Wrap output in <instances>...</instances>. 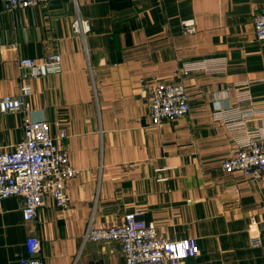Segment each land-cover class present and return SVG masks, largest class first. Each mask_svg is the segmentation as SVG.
<instances>
[{"label":"crops","instance_id":"0c3cea01","mask_svg":"<svg viewBox=\"0 0 264 264\" xmlns=\"http://www.w3.org/2000/svg\"><path fill=\"white\" fill-rule=\"evenodd\" d=\"M264 0H48L6 10L0 0V98L20 95L47 120L79 172L69 205L53 198L32 220L9 196L0 212V264H20L38 236L43 264H126L118 240L83 241L87 228L115 225L128 211L166 239L193 237L185 264H264V179L223 170L238 144L216 110L256 108L248 125L264 137V40L254 19ZM87 21L83 37L73 30ZM194 20L195 31L183 22ZM62 59L28 75L21 58ZM186 65L197 68L184 72ZM180 81L184 116L153 125L143 83ZM249 91L252 105L242 101ZM253 108V110H254ZM23 112L0 111V146L19 143ZM259 236L254 243L252 236Z\"/></svg>","mask_w":264,"mask_h":264},{"label":"built area","instance_id":"2783aa9c","mask_svg":"<svg viewBox=\"0 0 264 264\" xmlns=\"http://www.w3.org/2000/svg\"><path fill=\"white\" fill-rule=\"evenodd\" d=\"M47 1L2 0L9 11ZM183 25L185 32L195 31L194 20H185ZM254 29L256 37L264 40V6L255 16ZM73 30L85 37L89 25L86 20L78 18L73 22ZM61 59L60 54L52 53L40 60L21 58L20 64L28 70V75L37 77L56 72ZM195 68V65H186L184 72ZM143 92L153 125L184 116L190 111L189 94L180 81L144 82ZM25 94L26 90L20 95H4L0 98V111H22L24 126V135L19 143L0 146V212L4 198L19 196L23 200V218L32 220L47 197L53 198L60 208L69 205L67 181L79 171L70 163L68 151L59 145V141L68 137L67 129L61 127L53 134L49 121L33 119L28 113ZM240 97L252 105L249 91H242ZM253 108L251 106L246 112L220 109L214 112V117L229 126L238 144L237 152L223 162V170L240 172L261 180L264 179V137L254 125L247 124L256 111ZM139 216L140 211L131 210L120 224L90 225L83 235V241H120L126 264H185L187 258L200 254L196 238L166 239L158 235L154 223H147ZM252 240L254 243L260 242L259 236H252ZM26 247L29 256L21 258L20 264H43L40 256L41 239L38 236L28 237Z\"/></svg>","mask_w":264,"mask_h":264}]
</instances>
